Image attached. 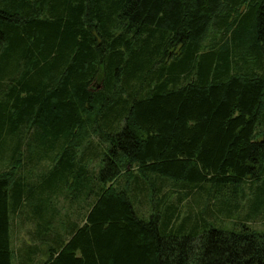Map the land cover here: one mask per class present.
<instances>
[{
  "label": "trees",
  "instance_id": "trees-1",
  "mask_svg": "<svg viewBox=\"0 0 264 264\" xmlns=\"http://www.w3.org/2000/svg\"><path fill=\"white\" fill-rule=\"evenodd\" d=\"M262 220L264 0H0V264H264Z\"/></svg>",
  "mask_w": 264,
  "mask_h": 264
},
{
  "label": "rangeland",
  "instance_id": "rangeland-1",
  "mask_svg": "<svg viewBox=\"0 0 264 264\" xmlns=\"http://www.w3.org/2000/svg\"><path fill=\"white\" fill-rule=\"evenodd\" d=\"M56 207L57 209L62 212V211H66L68 209V204L66 203L65 200H63V198L59 199V201H56ZM194 210H196V206H192ZM264 220H262V222H257L255 224H250L252 229L258 230V231H262L264 230ZM223 224V228L224 229H231L232 228V223L229 220H223L222 221ZM12 240H13V246L17 247L19 245L20 242H22L23 240H25V236H24V231L23 229H16L14 228L13 231V236H12Z\"/></svg>",
  "mask_w": 264,
  "mask_h": 264
}]
</instances>
